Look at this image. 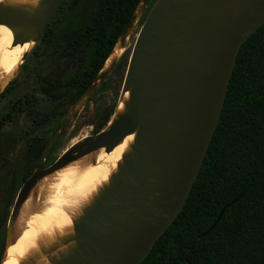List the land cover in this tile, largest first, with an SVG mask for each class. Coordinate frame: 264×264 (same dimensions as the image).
<instances>
[{
  "label": "water",
  "instance_id": "obj_1",
  "mask_svg": "<svg viewBox=\"0 0 264 264\" xmlns=\"http://www.w3.org/2000/svg\"><path fill=\"white\" fill-rule=\"evenodd\" d=\"M186 1L157 0L129 61L123 91L132 82L136 86L127 118L110 129L105 127L79 154L105 146L107 152L113 151L141 121L133 160L78 235L85 248L72 264H141L184 209L198 179L222 117L240 50L264 24V0H212L189 30L181 50L173 53L163 41ZM61 2L51 0L38 43ZM12 22L24 25L11 13L0 14V24ZM116 22L115 17L110 34ZM54 143L51 140L45 149L30 185L73 159L65 156L43 168ZM24 196L17 198L13 217ZM223 214L224 210L212 228Z\"/></svg>",
  "mask_w": 264,
  "mask_h": 264
},
{
  "label": "trees",
  "instance_id": "obj_2",
  "mask_svg": "<svg viewBox=\"0 0 264 264\" xmlns=\"http://www.w3.org/2000/svg\"><path fill=\"white\" fill-rule=\"evenodd\" d=\"M140 2L104 1L89 35L96 42L91 70L68 84L78 89L70 104L91 87ZM48 39L45 31L41 42ZM20 101L0 119V128L18 114ZM6 247L3 242L0 264ZM141 264H264V24L240 50L220 123L184 209Z\"/></svg>",
  "mask_w": 264,
  "mask_h": 264
},
{
  "label": "bare ground",
  "instance_id": "obj_3",
  "mask_svg": "<svg viewBox=\"0 0 264 264\" xmlns=\"http://www.w3.org/2000/svg\"><path fill=\"white\" fill-rule=\"evenodd\" d=\"M211 1L188 0L183 4L179 14L169 24L163 41L169 51L177 53L181 50L189 30ZM50 2L0 0V14L11 13L24 22V25L13 22L0 24V94L20 74L24 54L38 46L37 36L45 22L43 17ZM145 2L142 0L138 5L131 22L106 60L98 81L110 74L125 54L124 43L136 29L144 13ZM135 86L132 82L127 90L122 91L107 129L127 118ZM140 132L141 121H138L113 151L107 152L106 146L97 148L31 184L11 221L8 255L3 264H72L85 248V243L77 240L78 235L122 179L125 166L133 160ZM90 142V136L85 135L77 148H86Z\"/></svg>",
  "mask_w": 264,
  "mask_h": 264
},
{
  "label": "rangeland",
  "instance_id": "obj_4",
  "mask_svg": "<svg viewBox=\"0 0 264 264\" xmlns=\"http://www.w3.org/2000/svg\"><path fill=\"white\" fill-rule=\"evenodd\" d=\"M101 1L83 0L80 6L83 29L91 24L92 13ZM69 2L62 0L47 25V45L40 42L28 55L24 54V64L22 66L21 63L22 70L16 83L0 100L1 119L24 96L18 114L14 119L6 120L0 129V244L2 241L8 244L16 201L19 196L25 195L30 186V173L37 165L39 151H43L51 140H55L56 152L48 159L47 168L65 156L74 160L84 150L83 147L77 148L83 136L88 135L92 140L106 122L109 121L106 129L111 125L125 86L135 42L157 0H146L144 14L129 40L124 43L126 55H123L110 74L92 85L89 92L77 102V106L69 105L75 88L62 95L49 93L52 88H65L72 79L80 76L93 55L94 47L89 44L87 51L83 45L72 56L58 57L73 40L68 34ZM50 42H57L53 48L55 51L49 48ZM36 48L39 50L35 53ZM63 113L69 118L66 119ZM65 120L68 126L60 132L59 127ZM7 255L8 246L3 263Z\"/></svg>",
  "mask_w": 264,
  "mask_h": 264
},
{
  "label": "flooded vegetation",
  "instance_id": "obj_5",
  "mask_svg": "<svg viewBox=\"0 0 264 264\" xmlns=\"http://www.w3.org/2000/svg\"><path fill=\"white\" fill-rule=\"evenodd\" d=\"M104 1L105 0H102L101 1V3H100V5H99V7L96 9V10H94L93 11V13H92V22H91V24L89 25V26H87L86 28H84L83 29V27H82V21H81V18H80V6L82 5V3H83V0H70V2H69V5H70V10H69V31H68V34L73 38V40H72V43L68 46V47H66V48H64L63 50H62V52L59 54V56L58 57H60V58H62V57H68V56H72V55H74L75 53H76V51H78L83 45H85L86 46V48H85V51H87L88 50V48H89V44H92L93 45V47H94V49H93V55H92V57H91V59H90V62H89V65H88V67L85 69V71L81 74V75H83V74H85V73H89L90 72V70H91V64H92V59H93V57H94V53H95V49H96V42L94 41V38L93 37H91V36H89L90 35V33L93 31V27H94V20H95V16H96V14L98 13V11L101 9V7H102V5H103V3H104ZM62 3V2H61ZM61 5V4H60ZM60 7V6H59ZM136 12V11H135ZM135 14V13H134ZM144 14V13H143ZM116 15H117V13L115 14V17H116ZM134 16V15H133ZM117 18V17H116ZM133 18V17H132ZM115 19V18H114ZM114 21V20H113ZM130 22H131V20H130ZM129 22V23H130ZM112 24V23H111ZM110 24V25H111ZM129 25V24H128ZM110 27V26H109ZM142 27V26H141ZM127 28V27H126ZM126 28H125V30H126ZM114 30V29H113ZM124 30V31H125ZM124 31H123V33H124ZM108 32H109V28H108ZM113 32V31H112ZM77 33H81L82 35H80V37H77V38H74V36H76V34ZM110 34V33H109ZM123 35V34H122ZM121 35V36H122ZM84 36H87V39L85 40V41H83L82 42V39L84 38ZM121 36L118 38V41H117V43L119 42V40H120V38H121ZM42 43V42H41ZM45 45H47V43H46V41L45 42H43ZM117 43L115 44V46L117 45ZM57 45V42H50L49 43V48L51 49L52 48V51H55L53 48L55 47ZM114 46V47H115ZM113 47V48H114ZM68 48H70V51L69 52H67V49ZM39 50V48H36V50H35V53L37 52ZM26 55H28V54H26ZM107 60V59H106ZM105 62H107V61H105ZM105 64V63H104ZM105 66V65H104ZM104 68V67H103ZM102 68V69H103ZM102 69L99 71V73H98V75H97V77H96V79L93 81V83H92V85L93 84H95L96 82H97V79H98V76H99V74L101 73V71H102ZM80 75V76H81ZM80 76H78V77H76V78H74V79H77V78H79ZM74 79H72V80H74ZM71 80V81H72ZM70 81V82H71ZM69 82V83H70ZM68 83V84H69ZM92 85H91V87H92ZM91 87H89L87 90H86V92L75 102V103H73V104H70V101H69V105H74V104H76L77 105V102L85 95V94H87L88 92H89V90L91 89ZM70 89H68V85L65 87V88H62V89H58V88H52V89H50L49 90V93L50 94H52V95H54V94H59V95H62V94H66L68 91H69ZM77 90L78 89H76L75 88V93L77 92ZM74 93V94H75ZM74 94L70 97V100L72 99V97L74 96ZM21 98V101L18 103V110H20L21 108H22V106H21V104L23 103V101H24V96L23 97H20ZM66 117V119H68L69 117L67 116V115H65ZM109 122V121H108ZM108 122L106 123V124H104L102 127H101V129H99V131L97 132V134L98 133H100L101 131H103L104 129H105V127H107L106 125L108 124ZM64 124V127H62V125ZM67 126H68V122L65 120V122H62L61 123V125H60V127H59V130H60V132H62L63 130H65L66 128H67ZM2 128V127H1ZM0 128V129H1ZM50 143V142H49ZM49 143H48V145H49ZM47 145V146H48ZM47 146L45 147V149L47 148ZM45 149L43 150V151H39V157L37 158V165H36V167H35V169H33L32 171H31V173H30V175L32 176L33 175V173L39 168V161H40V158L42 157V155H43V153H44V151H45ZM56 150V143H54V145L49 149V151H48V153H47V155H46V157H45V159H44V161H43V168H47L48 166H47V161H48V159H50L53 155H54V153L56 152L55 151ZM66 152V151H65ZM3 242H6V241H2L1 242V244L3 243ZM1 244H0V247H1Z\"/></svg>",
  "mask_w": 264,
  "mask_h": 264
}]
</instances>
